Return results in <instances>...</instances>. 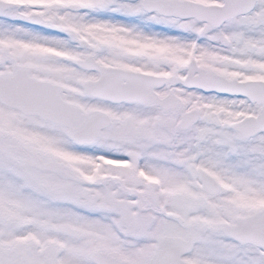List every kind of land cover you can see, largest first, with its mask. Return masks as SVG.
Wrapping results in <instances>:
<instances>
[{"label":"snow or ice","instance_id":"6c2138e0","mask_svg":"<svg viewBox=\"0 0 264 264\" xmlns=\"http://www.w3.org/2000/svg\"><path fill=\"white\" fill-rule=\"evenodd\" d=\"M0 264H264V0H0Z\"/></svg>","mask_w":264,"mask_h":264}]
</instances>
